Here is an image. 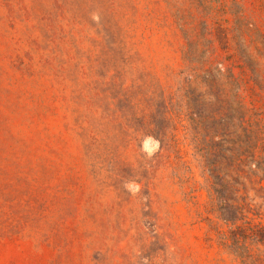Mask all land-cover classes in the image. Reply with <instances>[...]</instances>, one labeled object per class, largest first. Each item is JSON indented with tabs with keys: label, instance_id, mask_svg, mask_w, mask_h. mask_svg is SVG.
<instances>
[{
	"label": "rangeland",
	"instance_id": "rangeland-1",
	"mask_svg": "<svg viewBox=\"0 0 264 264\" xmlns=\"http://www.w3.org/2000/svg\"><path fill=\"white\" fill-rule=\"evenodd\" d=\"M231 120L264 133V0H0V264H240Z\"/></svg>",
	"mask_w": 264,
	"mask_h": 264
},
{
	"label": "trees",
	"instance_id": "trees-1",
	"mask_svg": "<svg viewBox=\"0 0 264 264\" xmlns=\"http://www.w3.org/2000/svg\"><path fill=\"white\" fill-rule=\"evenodd\" d=\"M235 109L241 114L246 112L240 98L236 99ZM242 123H227L226 162L217 160L213 165L217 185L223 186V177H227V201L215 211L217 219L206 217V223L224 245L225 236L218 222L227 224V252L240 264H264V225L254 221L261 212L247 195L253 189L264 203V133ZM167 129L166 125L156 124L146 127L145 133L153 136L160 147L175 148L176 140L171 135L172 141L169 140Z\"/></svg>",
	"mask_w": 264,
	"mask_h": 264
}]
</instances>
